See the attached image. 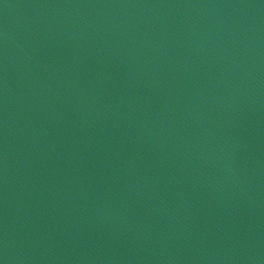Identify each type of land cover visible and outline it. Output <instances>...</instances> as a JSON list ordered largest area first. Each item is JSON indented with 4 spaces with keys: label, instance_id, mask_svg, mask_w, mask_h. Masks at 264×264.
Masks as SVG:
<instances>
[{
    "label": "water",
    "instance_id": "95a60500",
    "mask_svg": "<svg viewBox=\"0 0 264 264\" xmlns=\"http://www.w3.org/2000/svg\"><path fill=\"white\" fill-rule=\"evenodd\" d=\"M0 264H104L67 125L22 0H0Z\"/></svg>",
    "mask_w": 264,
    "mask_h": 264
}]
</instances>
